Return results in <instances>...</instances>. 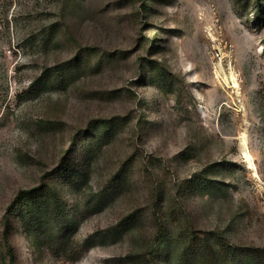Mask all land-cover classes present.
Here are the masks:
<instances>
[{
    "label": "rangeland",
    "instance_id": "374dc122",
    "mask_svg": "<svg viewBox=\"0 0 264 264\" xmlns=\"http://www.w3.org/2000/svg\"><path fill=\"white\" fill-rule=\"evenodd\" d=\"M37 192L44 229L18 204ZM11 254L264 264V0H0Z\"/></svg>",
    "mask_w": 264,
    "mask_h": 264
},
{
    "label": "trees",
    "instance_id": "16d2710c",
    "mask_svg": "<svg viewBox=\"0 0 264 264\" xmlns=\"http://www.w3.org/2000/svg\"><path fill=\"white\" fill-rule=\"evenodd\" d=\"M62 75V74H61ZM61 75H55V77H54V81H53V84H54V82L56 81H58L59 80V77L61 76ZM46 78V77H45ZM50 78V77H49ZM48 77H47V79H49ZM44 79V78H43ZM41 84V83H40ZM33 199H35L36 201L35 202H31V200H33ZM18 204H20L21 205V207H22V210H23V213L25 214L24 216H25V222H26V224L28 225V226H30L31 227V225H35L34 226V229H44L45 227L43 226V225H39V219H38V215H37V213H39V211H41L42 210V208H46L47 206H50V205H54L55 204V202L54 201H52V198L50 197V196H47L46 198H44V199H42V200H40V198H39V194H38V192L37 193H35V196H34V198H27V197H23L20 201H19V203ZM65 217H63L62 219H61V221H63V220H65L64 219ZM61 223V222H60ZM47 230V229H46ZM169 243V241H164L163 243H162V245L160 244L159 246H165V245H167ZM158 246V247H159ZM156 248H157V246H156ZM157 249H154V251H153V255H152V257L153 256H155L157 253ZM11 256H12V254H11ZM12 260H13V262H12V264H15L14 263V258H13V256H12Z\"/></svg>",
    "mask_w": 264,
    "mask_h": 264
},
{
    "label": "bare ground",
    "instance_id": "6f19581e",
    "mask_svg": "<svg viewBox=\"0 0 264 264\" xmlns=\"http://www.w3.org/2000/svg\"><path fill=\"white\" fill-rule=\"evenodd\" d=\"M232 83H236V79L234 77H232Z\"/></svg>",
    "mask_w": 264,
    "mask_h": 264
}]
</instances>
